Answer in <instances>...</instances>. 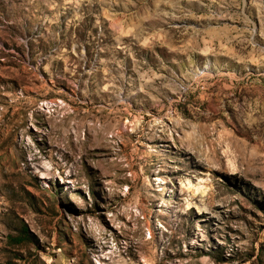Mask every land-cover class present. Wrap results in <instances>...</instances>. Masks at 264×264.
Here are the masks:
<instances>
[{
	"label": "rangeland",
	"instance_id": "374dc122",
	"mask_svg": "<svg viewBox=\"0 0 264 264\" xmlns=\"http://www.w3.org/2000/svg\"><path fill=\"white\" fill-rule=\"evenodd\" d=\"M0 264H264V0H0Z\"/></svg>",
	"mask_w": 264,
	"mask_h": 264
},
{
	"label": "trees",
	"instance_id": "16d2710c",
	"mask_svg": "<svg viewBox=\"0 0 264 264\" xmlns=\"http://www.w3.org/2000/svg\"><path fill=\"white\" fill-rule=\"evenodd\" d=\"M24 235H23V237L25 238L27 235H26V231H24ZM19 241L21 240V239H18Z\"/></svg>",
	"mask_w": 264,
	"mask_h": 264
}]
</instances>
